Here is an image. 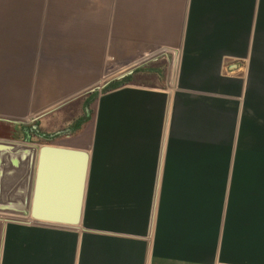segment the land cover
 Listing matches in <instances>:
<instances>
[{"label": "crops", "instance_id": "crops-1", "mask_svg": "<svg viewBox=\"0 0 264 264\" xmlns=\"http://www.w3.org/2000/svg\"><path fill=\"white\" fill-rule=\"evenodd\" d=\"M0 126L89 155L80 224L0 213V264H264V0H0Z\"/></svg>", "mask_w": 264, "mask_h": 264}, {"label": "water", "instance_id": "water-1", "mask_svg": "<svg viewBox=\"0 0 264 264\" xmlns=\"http://www.w3.org/2000/svg\"><path fill=\"white\" fill-rule=\"evenodd\" d=\"M0 151V197L7 201L15 197L20 204L18 209L0 207L1 214L62 227L80 224L89 162L86 150L37 146L26 137L22 142L0 141Z\"/></svg>", "mask_w": 264, "mask_h": 264}, {"label": "rangeland", "instance_id": "rangeland-1", "mask_svg": "<svg viewBox=\"0 0 264 264\" xmlns=\"http://www.w3.org/2000/svg\"><path fill=\"white\" fill-rule=\"evenodd\" d=\"M25 7H29V4H27ZM176 53H177V49L173 50L171 54L168 53L167 57L165 55V56H162L159 58V57H157L159 54V50H153V52L150 53V58H149L150 61L139 62L138 64L132 66V68L130 66L129 68H131V69L128 68L129 71L133 70L135 73L136 72L138 73V75H136L132 78L131 83H136V84H140V85H147V86H160V85H165V83L170 84L169 82L171 81L170 77L172 74L171 67L174 63L177 62ZM153 58H155V59H153ZM126 69H124V67H120V66L114 67L106 75V77L109 79V82H107L108 80L103 81L102 84L99 86V89L95 93L96 94L104 93L110 89L108 87L106 88V84H109L111 82H120L121 80H123V79H120V80L116 81L114 76L117 73L118 74L121 72L125 73ZM136 69H137V71H136ZM139 70H142V71L139 72ZM144 70H146V71L143 73ZM151 70H153V72H151ZM110 79H112V80L110 81ZM105 82H107V83H105ZM121 85H123V84H121ZM121 85H119V86H121ZM88 97H89V95H88ZM85 98L86 97H83L81 99V113L78 116H76V120L74 122H71L69 125H65L64 128L73 126L74 124L77 123L78 120H81L80 123H81V128H82L83 125L89 121V119L91 118V111H89V109H86V107L83 105ZM82 100H83V102H82ZM85 109L87 110V112H85ZM85 113L88 116L85 117ZM0 128L2 129L4 127L0 126Z\"/></svg>", "mask_w": 264, "mask_h": 264}, {"label": "trees", "instance_id": "trees-1", "mask_svg": "<svg viewBox=\"0 0 264 264\" xmlns=\"http://www.w3.org/2000/svg\"><path fill=\"white\" fill-rule=\"evenodd\" d=\"M129 79H130V77H126V78H123V80H121L120 82H111V83L107 84L108 86L106 85V88L108 87L110 89H114L116 87H119V85H121V84L128 83ZM94 95H96V93H94L92 95V97H94Z\"/></svg>", "mask_w": 264, "mask_h": 264}, {"label": "flooded vegetation", "instance_id": "flooded-vegetation-1", "mask_svg": "<svg viewBox=\"0 0 264 264\" xmlns=\"http://www.w3.org/2000/svg\"><path fill=\"white\" fill-rule=\"evenodd\" d=\"M30 132H33L34 134H36V133H38V131H33L32 129H31V131ZM23 133L25 134V137H28V135H29V132H28V130L27 129H23Z\"/></svg>", "mask_w": 264, "mask_h": 264}]
</instances>
